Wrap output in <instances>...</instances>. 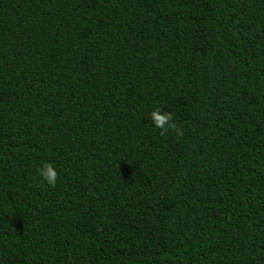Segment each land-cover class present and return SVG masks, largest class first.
I'll return each mask as SVG.
<instances>
[{
	"label": "trees",
	"instance_id": "16d2710c",
	"mask_svg": "<svg viewBox=\"0 0 264 264\" xmlns=\"http://www.w3.org/2000/svg\"><path fill=\"white\" fill-rule=\"evenodd\" d=\"M0 264H264V0H0Z\"/></svg>",
	"mask_w": 264,
	"mask_h": 264
},
{
	"label": "clouds",
	"instance_id": "9594fccd",
	"mask_svg": "<svg viewBox=\"0 0 264 264\" xmlns=\"http://www.w3.org/2000/svg\"><path fill=\"white\" fill-rule=\"evenodd\" d=\"M149 118L152 125L160 130L161 135H164L169 131H173L178 138L183 137V129L178 127L174 122L171 112L164 111L157 107L149 113ZM37 174L40 181L46 183L49 187H55L58 173L55 166L51 162L41 161L39 167L37 168Z\"/></svg>",
	"mask_w": 264,
	"mask_h": 264
}]
</instances>
